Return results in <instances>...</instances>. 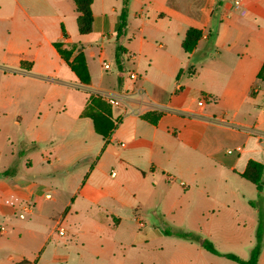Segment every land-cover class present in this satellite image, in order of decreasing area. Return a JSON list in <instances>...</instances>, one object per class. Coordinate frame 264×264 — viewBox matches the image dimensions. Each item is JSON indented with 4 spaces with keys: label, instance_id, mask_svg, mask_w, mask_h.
I'll return each instance as SVG.
<instances>
[{
    "label": "crops",
    "instance_id": "1",
    "mask_svg": "<svg viewBox=\"0 0 264 264\" xmlns=\"http://www.w3.org/2000/svg\"><path fill=\"white\" fill-rule=\"evenodd\" d=\"M99 3L81 35L72 0H0V254L12 250L13 264H238L205 250L209 241L248 260L264 214V175L261 191L242 177L250 162L264 168V0H130L116 70L92 43L116 44L123 7ZM190 28L203 36L187 54ZM56 43L74 49L71 61L84 54L90 85ZM138 89L141 108H107L98 94L137 99ZM93 112L115 126L108 139Z\"/></svg>",
    "mask_w": 264,
    "mask_h": 264
},
{
    "label": "trees",
    "instance_id": "2",
    "mask_svg": "<svg viewBox=\"0 0 264 264\" xmlns=\"http://www.w3.org/2000/svg\"><path fill=\"white\" fill-rule=\"evenodd\" d=\"M76 7V12L78 14V28L79 33L81 35H87L92 32L93 28V12H92V4L94 0H72ZM130 0H124V6L123 11L120 16V26L116 35V61L117 63H121L122 56L124 53V48L121 44V39L125 35V29L127 25V18H128V7H129ZM66 35V34H65ZM203 36L202 31L190 28L187 32L186 38L183 41L182 48L187 54H191L197 47L199 41L201 40ZM55 47L59 54L61 55L62 59L66 62V64L69 66V68L76 74L78 79L80 80L81 84L88 86L91 84V78L90 73L86 64L85 56L82 52H79V55L75 57L74 60H70V56L73 53V48L66 47L63 43H56ZM68 48V49H67ZM95 99L91 102V108L95 106H99L100 111L102 110V103L101 99ZM94 109V108H93ZM91 118L95 122V128L96 131L104 138L108 139V137L111 135L113 130L115 129V126L113 123L106 117L105 115H97L96 112H93V115H91ZM142 118L146 121H148L151 124L156 125L159 121L160 115L157 113H147L142 115ZM35 147L36 145H32ZM264 175V168L261 164L257 162H250L248 165L247 171L242 175L243 178L249 180L251 183L256 185L261 191V183L263 180ZM254 207H257L255 203H251ZM166 232L168 235H174L179 238H183L186 240L193 241L195 239V236L188 233H183L180 231H174L171 229H166ZM263 238H264V214L261 212L259 214V224L256 230V244L253 247L250 258L248 260H242L238 256L233 254H221L219 253L213 246L212 243L209 241L203 242V248L207 251H209L212 254L223 256L231 261H234L238 264H259V256L262 251L263 246ZM21 264H28V261H23Z\"/></svg>",
    "mask_w": 264,
    "mask_h": 264
},
{
    "label": "rangeland",
    "instance_id": "3",
    "mask_svg": "<svg viewBox=\"0 0 264 264\" xmlns=\"http://www.w3.org/2000/svg\"><path fill=\"white\" fill-rule=\"evenodd\" d=\"M99 1L100 0H96L95 6H97V7L99 5L101 6ZM105 3H106V5L108 7L116 6L118 8V14L120 13V9L124 6L122 4V0H105ZM129 43L130 44L131 43L139 44V35H136V40L131 39V41L129 42V41H127V39H125L123 41V44L125 45V47H127V46L129 47ZM92 46L94 47L92 51H93V53L95 55V58L100 52H102L104 60L106 62H108V63H112L113 64V69H115V70L117 69L116 61H115V47H116V44H115V40L114 39H105V40L98 39L97 43H95V42L92 43ZM127 60H128V58L125 57V61H127ZM108 107L111 108L112 105L107 106V108ZM113 108H114V106H113ZM4 155H5V153H4ZM3 157H6V155L3 156ZM0 168H1V166H0ZM46 234H47V231H46ZM26 241H27L26 237H23L21 243L22 244L24 243V246L29 248L30 245H28L26 243ZM15 255L16 254L10 249L2 250L1 254H0V264H13L15 259H12L11 256H15Z\"/></svg>",
    "mask_w": 264,
    "mask_h": 264
},
{
    "label": "built area",
    "instance_id": "4",
    "mask_svg": "<svg viewBox=\"0 0 264 264\" xmlns=\"http://www.w3.org/2000/svg\"><path fill=\"white\" fill-rule=\"evenodd\" d=\"M236 3L239 5L240 1H236ZM105 69H110V65L105 64ZM129 79L131 81L136 82L139 79V75L135 72H131V73H129ZM98 94H99V96L104 98L110 105H112L114 107L122 106L125 103H128V104L132 103V104H135L136 106H138V108H141L148 103L147 101H145L144 93L141 91V89L137 90V93H136L138 96L137 99L134 98L133 95L130 93L118 94V93H112V92H100ZM160 108H164V107H160ZM231 152L232 151H230V153ZM47 197H49V195H47ZM59 234L61 236H64L65 230L60 229Z\"/></svg>",
    "mask_w": 264,
    "mask_h": 264
}]
</instances>
